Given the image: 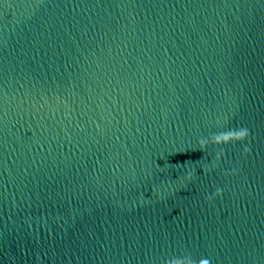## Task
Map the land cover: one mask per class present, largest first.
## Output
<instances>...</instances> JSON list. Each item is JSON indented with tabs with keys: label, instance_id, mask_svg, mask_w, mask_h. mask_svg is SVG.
Wrapping results in <instances>:
<instances>
[{
	"label": "water",
	"instance_id": "95a60500",
	"mask_svg": "<svg viewBox=\"0 0 264 264\" xmlns=\"http://www.w3.org/2000/svg\"><path fill=\"white\" fill-rule=\"evenodd\" d=\"M204 262L264 264V0H0V264Z\"/></svg>",
	"mask_w": 264,
	"mask_h": 264
},
{
	"label": "clouds",
	"instance_id": "9594fccd",
	"mask_svg": "<svg viewBox=\"0 0 264 264\" xmlns=\"http://www.w3.org/2000/svg\"><path fill=\"white\" fill-rule=\"evenodd\" d=\"M248 130L245 128H241L239 130H237L235 132L234 135H232L228 141H225V143H229V142H239V141H243L246 139V137L248 136ZM204 148L203 142H201V149ZM245 153L248 151L247 148L244 149ZM215 195L219 196L221 195V190L217 189ZM204 264H207V262H204Z\"/></svg>",
	"mask_w": 264,
	"mask_h": 264
}]
</instances>
